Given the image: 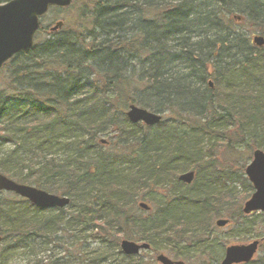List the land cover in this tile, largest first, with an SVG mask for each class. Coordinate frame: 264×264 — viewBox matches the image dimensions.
Instances as JSON below:
<instances>
[{"label":"trees","instance_id":"obj_1","mask_svg":"<svg viewBox=\"0 0 264 264\" xmlns=\"http://www.w3.org/2000/svg\"><path fill=\"white\" fill-rule=\"evenodd\" d=\"M49 12L66 25L50 33L40 19L32 48L0 74V142L10 146L0 153V174L23 184L32 176L37 188L53 179L70 198L69 211L37 217L13 203L0 206V264L15 254L37 257L51 244L71 259L45 264H133L137 257L119 250L120 236L161 239L182 259L185 243L205 248L214 216L242 226L243 237H260L261 256L249 264H264V230L255 220L223 204L219 213L208 182L191 192L177 180L201 167L192 165L208 123L185 118L184 109L207 97L202 108L216 113L210 78L224 89V114L213 127H264V46H253L234 19L264 38V0H73ZM129 97H149L138 104L169 114L168 122L135 130L124 116L138 102ZM106 130L115 144L103 151ZM257 136L252 144L264 151ZM88 240L100 248L91 250Z\"/></svg>","mask_w":264,"mask_h":264},{"label":"rangeland","instance_id":"obj_2","mask_svg":"<svg viewBox=\"0 0 264 264\" xmlns=\"http://www.w3.org/2000/svg\"><path fill=\"white\" fill-rule=\"evenodd\" d=\"M174 1V0H170ZM72 4V3H71ZM56 12H59V10L56 9ZM55 21H62L63 26L66 25L65 18L61 15H58V17H55L53 13H46V15L42 18L41 22L44 27H53ZM240 22L235 23V25L240 29L241 33L245 34L250 40L254 36H259L260 32L255 31L254 27L249 24V22ZM62 26V27H63ZM62 27L60 30H62ZM59 31V30H58ZM3 69V68H2ZM2 69L0 71V74L2 73ZM217 70H210L209 73L211 75H216ZM218 75V74H217ZM211 80L208 82H211L212 89L208 88V91L215 93V97L213 99L215 102V114L210 115L209 112H206L202 108L201 103H203L207 97H197L196 102L192 103L190 106H185L184 112L186 113L185 118H192V120H195L198 124L203 125L206 122L208 123V132L203 134L199 133L198 136L200 138L199 144H200V160L193 164L192 167H198L201 166L199 169L195 168V179L192 181L191 185L186 186L183 188V190H191V192L194 189H197L198 186H200L203 183H207V186H209L210 190L212 191V197L210 198L211 205L216 207L218 209L219 213H222V210H224L226 207L227 209H232L231 213L236 214L241 211L244 203L249 199L251 194L253 193V189H248L246 182L250 185V183L247 181L246 176L244 174V170L247 167V165L250 163L252 158V152L255 150H262L260 148H256L252 144V138L253 134L258 135L256 140H260L264 142V127L261 129H243L238 128L232 129V126H226L225 127H213L216 124V121H218V115L224 114V111L218 107V102L220 103L222 100V92L224 91L222 85H216V81L213 80V78H210ZM207 82V83H208ZM206 84V83H205ZM132 98L137 102V104H132L133 106H136L141 109H145L141 107L140 104L141 101L144 98L149 97H129ZM156 99L155 97H151ZM159 103L157 102V105H162V100L160 97ZM157 98V99H158ZM219 99V100H217ZM156 105V106H157ZM149 112L154 113L152 110L145 109ZM124 110V116L125 112ZM184 114V113H183ZM181 114V115H183ZM169 115V114H168ZM168 115L167 113H162V122H168ZM187 124H189L187 122ZM135 130L142 129V124L135 125ZM237 134V135H236ZM100 140H104L106 144H102L103 148L101 150L105 151V148H110L112 145H114V135L109 131L106 130L104 134H102L99 138ZM260 143V142H259ZM3 146H0V153H3L10 149V146L8 143L4 142L1 143ZM262 144V143H260ZM264 143L262 144V146ZM261 147V146H260ZM262 152H264L262 150ZM54 157L56 159H62L61 153L54 154ZM190 167L189 169H192ZM193 171V169H192ZM5 176V175H4ZM8 178V177H7ZM231 179L227 181L226 179ZM11 179V178H10ZM12 181L16 182L15 180L11 179ZM54 182V180H50L49 183L43 179L38 180V183L40 184V188H37L36 182L33 181V178L31 176L30 180L27 183H19L26 186L35 187L39 190H42L48 194H53L56 196H63L61 192L56 191L55 189H58L57 186H54L50 183ZM190 188V189H189ZM182 190V191H183ZM51 191L53 193H51ZM56 192V193H55ZM156 199H158V195L155 196ZM13 203L16 204V207L22 208L24 210H27L29 215L34 214L37 217L43 216H49L54 215L57 213L56 210H49L45 211L44 213H34V208L25 200L20 199L18 197H15L12 194H2L0 196V206L7 205V203ZM228 204H225L227 203ZM223 204V206H221ZM28 205L31 207L29 208ZM222 210H221V208ZM5 207V206H4ZM229 207V208H228ZM65 211H69L68 209H65ZM225 220L222 216L221 217H213L211 218L212 223V233L211 236L207 233H204L208 235L209 239L205 242L203 248L201 245H198L196 248L194 244L191 243H185L183 245H188L187 247L181 246L179 249L180 253L184 255V258L177 259L174 256V251L169 248L168 245L164 243L161 239H156L154 242H150V250L149 251H143L141 252L136 259L132 261L133 264L136 262H142L143 264H158L155 261V256L162 254L169 259L173 261H182L184 264H219L220 260L223 257L224 250L227 246L230 245H240V244H248L254 240H258L260 237L256 236L255 233H250V235L247 236H241L242 235V226H238L234 224L233 222L227 224V226L223 228H217L215 227V222L217 220ZM252 220H255L256 226L259 227V230H264V214H253L250 215V218ZM202 237V233L201 236ZM121 239H127L133 242H138L135 239L129 238V236H120L119 240ZM200 239V238H199ZM201 240V239H200ZM89 244V247L91 250H96L100 248V245L97 242H91L90 240L87 241ZM190 244V245H189ZM204 251L202 254L201 251ZM56 247L53 246V244L49 245L48 248L46 247L45 250H41L39 253H37V257L34 255H21V254H15V256L11 257L9 260H7L6 264H35V259L42 261L43 264H45L49 258H51V261L54 259H59L60 262H66L69 261L71 258L66 256V253L63 250L58 251ZM43 251V252H42ZM115 254V253H114ZM261 254L258 253L255 258L260 257ZM118 258L119 256H115ZM63 259V260H62Z\"/></svg>","mask_w":264,"mask_h":264},{"label":"water","instance_id":"obj_3","mask_svg":"<svg viewBox=\"0 0 264 264\" xmlns=\"http://www.w3.org/2000/svg\"><path fill=\"white\" fill-rule=\"evenodd\" d=\"M73 0H10L0 4V71L3 66L14 56L30 50L33 46L35 33L39 28V20L46 15L51 8H68ZM240 21L239 17H234ZM62 22H57L49 31L51 33L61 29ZM255 47L264 46V38L255 36L252 39ZM208 86L212 88L211 82ZM126 117L132 125L142 123L146 127L156 126L161 122V116L148 112L144 109L129 106ZM248 182L252 185L253 194L247 200L242 213L249 215L252 213L264 214V153L255 150L252 159L244 170ZM194 179V172L182 173L178 181L190 185ZM11 193L21 199L28 201L32 206L40 210L64 209L70 200L66 197H59L48 194L42 190L21 185L0 175V193ZM138 207L144 211L149 208L144 203H139ZM218 228L224 227L227 222L216 221ZM1 242V239H0ZM261 246L260 241H253L244 245H232L225 249L224 256L220 264H248L255 257L257 250ZM120 250L125 256H136L140 251L149 249L147 244H136L127 240L120 242ZM158 264H183L173 262L166 256L156 257Z\"/></svg>","mask_w":264,"mask_h":264}]
</instances>
